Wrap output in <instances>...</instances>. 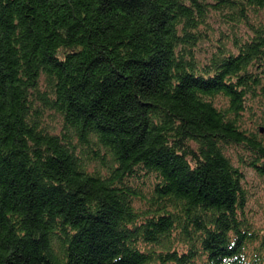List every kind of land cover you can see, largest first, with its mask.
Returning <instances> with one entry per match:
<instances>
[{
    "label": "trees",
    "instance_id": "trees-1",
    "mask_svg": "<svg viewBox=\"0 0 264 264\" xmlns=\"http://www.w3.org/2000/svg\"><path fill=\"white\" fill-rule=\"evenodd\" d=\"M261 10L0 0V264H264Z\"/></svg>",
    "mask_w": 264,
    "mask_h": 264
},
{
    "label": "rangeland",
    "instance_id": "rangeland-1",
    "mask_svg": "<svg viewBox=\"0 0 264 264\" xmlns=\"http://www.w3.org/2000/svg\"><path fill=\"white\" fill-rule=\"evenodd\" d=\"M264 15V10H261L258 14V17L262 18ZM242 29H240L241 31ZM203 47L206 48L207 51H210L209 45L207 42L202 43ZM247 123H249L250 119L245 117ZM232 163L235 166H239L241 169L244 180L243 184L247 189L248 193V202L246 205V209L248 210V215L250 216L251 222L255 225V227H263L264 226V174L259 175L252 168L241 164L238 162L235 150L232 147L226 149Z\"/></svg>",
    "mask_w": 264,
    "mask_h": 264
}]
</instances>
